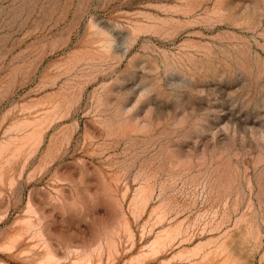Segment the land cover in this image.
<instances>
[{"label":"rangeland","instance_id":"374dc122","mask_svg":"<svg viewBox=\"0 0 264 264\" xmlns=\"http://www.w3.org/2000/svg\"><path fill=\"white\" fill-rule=\"evenodd\" d=\"M0 264H264V0H0Z\"/></svg>","mask_w":264,"mask_h":264}]
</instances>
